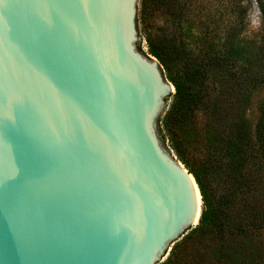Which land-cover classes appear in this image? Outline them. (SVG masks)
<instances>
[{"label":"water","instance_id":"1","mask_svg":"<svg viewBox=\"0 0 264 264\" xmlns=\"http://www.w3.org/2000/svg\"><path fill=\"white\" fill-rule=\"evenodd\" d=\"M174 98L143 0H0V264H164L197 233Z\"/></svg>","mask_w":264,"mask_h":264},{"label":"trees","instance_id":"2","mask_svg":"<svg viewBox=\"0 0 264 264\" xmlns=\"http://www.w3.org/2000/svg\"><path fill=\"white\" fill-rule=\"evenodd\" d=\"M246 27L232 0H143V39L175 91L165 134L202 202L164 264H264V34Z\"/></svg>","mask_w":264,"mask_h":264},{"label":"clouds","instance_id":"3","mask_svg":"<svg viewBox=\"0 0 264 264\" xmlns=\"http://www.w3.org/2000/svg\"><path fill=\"white\" fill-rule=\"evenodd\" d=\"M243 6L248 7L245 3ZM264 12L259 6L258 0H253L251 7H248V11L246 13V21H250L251 23L247 25L245 32L250 35L264 34L261 33L260 27V16ZM244 34L242 33V36Z\"/></svg>","mask_w":264,"mask_h":264},{"label":"rangeland","instance_id":"4","mask_svg":"<svg viewBox=\"0 0 264 264\" xmlns=\"http://www.w3.org/2000/svg\"><path fill=\"white\" fill-rule=\"evenodd\" d=\"M219 1H222L224 4H226L227 2H229L230 0H219ZM234 3L236 4H240V5H244L245 3L248 5V7H251L252 5V2L253 0H232ZM261 2L264 4V0H258V3ZM245 7V6H244ZM248 7H245V10H246V13L248 11ZM261 21H262V16H260V27H261ZM251 22L250 21H247V25L250 24ZM250 35V34H249ZM143 51L146 53V54H149L148 53V50H147V47H146V44H145V40L143 39ZM150 55V54H149ZM163 74L165 75L166 79L168 80L166 74L164 73V70H163ZM169 81V80H168ZM170 82V81H169ZM171 83V82H170ZM163 120V119H162ZM165 128H164V125H163V122H162V135L165 137L164 138V141H162V143L164 144V146L166 148H168L171 153L176 157V159L178 160L177 156L174 154V152L172 151V149L170 148V144H169V141H168V138H167V135L165 134ZM180 162V160H178ZM181 163V162H180ZM182 164V163H181ZM183 165V164H182ZM184 167V165H183ZM185 168V167H184ZM186 169V168H185ZM187 170V169H186Z\"/></svg>","mask_w":264,"mask_h":264}]
</instances>
